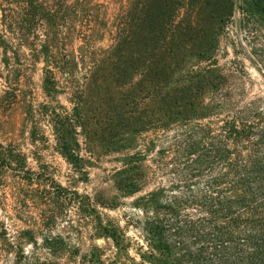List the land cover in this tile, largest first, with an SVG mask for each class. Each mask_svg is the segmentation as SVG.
<instances>
[{
	"label": "trees",
	"instance_id": "16d2710c",
	"mask_svg": "<svg viewBox=\"0 0 264 264\" xmlns=\"http://www.w3.org/2000/svg\"><path fill=\"white\" fill-rule=\"evenodd\" d=\"M137 1L126 0L120 15L107 25L93 0H0V82L4 88L0 114L18 103L19 81L10 63L18 61L21 49L42 58L46 78L52 75L48 67L70 76L81 64L84 88L97 83L112 87L114 83L106 80L109 76H115L118 86L131 88L137 70L131 61ZM158 17L164 21L166 13L160 9ZM185 31L192 35L193 29H157L155 53L142 65L151 75L154 119L150 128L156 135L176 134L167 150L173 183L135 202L144 217L146 238L139 262L134 264H264V111L256 102L239 109L220 103L222 77L212 65L195 70L194 60L175 61L173 42ZM106 33L111 45L105 50L95 48ZM72 40L80 43L76 55L65 53L66 43ZM195 53L192 58L199 60L202 54ZM189 61L192 65L186 70ZM213 119V125L203 124ZM157 155L156 163H160L163 152ZM24 169V157L12 145L0 142V180L8 172L19 174ZM127 175V169L118 174L126 177L122 182L132 184ZM17 179L19 197L22 187L30 186L32 180ZM130 184L123 187L127 196L136 193ZM49 188L42 194L53 207L52 216L32 224L14 216L26 229L15 231L10 239L0 223V257L12 256V264H59L62 257L70 264H106L96 247L83 256L51 237H40L37 247V238L43 235L40 227L55 224L67 200L59 185L51 183ZM71 196L73 203L88 201L77 193ZM21 208L23 202L17 205L18 213ZM91 213L94 210L87 216ZM98 230L119 247L121 236L115 229Z\"/></svg>",
	"mask_w": 264,
	"mask_h": 264
},
{
	"label": "rangeland",
	"instance_id": "374dc122",
	"mask_svg": "<svg viewBox=\"0 0 264 264\" xmlns=\"http://www.w3.org/2000/svg\"><path fill=\"white\" fill-rule=\"evenodd\" d=\"M125 1L93 0V4L110 25ZM160 9L166 13L164 21L158 17ZM161 26L193 29L192 35L185 31L173 42L175 61L194 60L195 70L209 65L218 69L220 103L239 109L256 102L264 111V0H138L131 55L137 70L129 89L113 82L115 76L106 78L114 83L112 87L97 83L84 88L81 64L70 76L48 67L52 75L46 78L42 58L21 49L18 61L10 63L19 81L18 103L0 114V142L12 145L25 160L22 172H8L0 180V223L9 239L15 231L26 229L14 216L26 224L52 216L53 207L42 194L51 191L52 183L65 190L67 200L55 224L40 227L43 235L37 238V247L40 237L58 238L83 256L98 248L106 264L139 262L146 233L135 202L173 183L167 150L176 133L156 135L150 128L154 119L151 75L142 66L155 53L156 30ZM79 44L66 43L65 53L76 55ZM110 45L106 33L94 47L105 50ZM195 52L202 54L199 60L192 58ZM189 62L187 67L180 65L189 70ZM3 90L0 82V96ZM207 123L213 125L215 119L203 122ZM160 152L163 158L156 163ZM126 169L132 184L118 176ZM17 178L32 180L30 186L22 187L19 197ZM129 184L136 191L131 196L123 190ZM71 193L88 201L73 203ZM19 202L24 204L21 213ZM89 210L94 213L87 216ZM98 227L115 229L121 236L119 247L101 236ZM12 263V256L0 257V264ZM59 264L70 263L62 257Z\"/></svg>",
	"mask_w": 264,
	"mask_h": 264
}]
</instances>
